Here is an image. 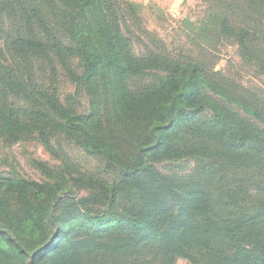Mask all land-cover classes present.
Here are the masks:
<instances>
[{
    "label": "trees",
    "instance_id": "16d2710c",
    "mask_svg": "<svg viewBox=\"0 0 264 264\" xmlns=\"http://www.w3.org/2000/svg\"><path fill=\"white\" fill-rule=\"evenodd\" d=\"M65 1L52 3L49 18L34 0H0V17L15 20V34L6 38L4 48L19 59L13 75H8L9 68H4L7 77L0 79V130L6 137L14 138L30 119L38 126L41 137L63 136L87 153L97 154L108 180L101 184L92 177L77 174L79 179L74 183L89 189L82 198L75 197L71 189L61 195L63 188L55 183L0 182V220L4 221L0 235L6 236L3 239L11 237L17 249L28 251L30 247L29 264H80L83 252L90 250L128 253L127 242L132 239L155 244L167 260L179 255L192 264H232L227 255L233 253L238 263L264 264V239L255 238L250 229L264 218V212L258 216L243 215L238 220L228 212L226 224L215 214L223 206L213 201L222 192L214 195L217 191H208L202 181L170 182L144 163V156L139 153L145 144L151 143L147 152L141 149L143 154L162 157L170 146L164 140L174 128L177 113L189 109L187 117L194 119L208 108L213 116L197 119L190 127L199 140L193 145L194 153L203 158L206 166L209 164L204 157L211 153L263 178L264 111L233 100L261 128L231 119L204 104L201 87L212 84L202 78L199 64L167 57L154 61L149 51L147 56H134L127 50L129 36L120 29L130 34L128 4H121L120 0ZM240 1L212 0L210 5L220 14V18L216 17L218 34L234 39L242 56L264 70V13L257 18L244 16L245 4ZM57 18L62 23H57ZM70 59L76 60L79 74L76 68H68ZM21 64L24 76L28 75L27 82L18 78ZM57 66L67 69L69 80L77 86L90 85L101 75L114 112L119 114L123 108L137 111L126 129L128 136L133 131L142 133L139 139L129 136L138 140L133 158L115 152L112 138L105 130L99 129L105 135L101 137L99 130L85 122L75 108L62 102L54 89L45 86L44 80L37 85L32 82L36 79L34 70L45 73L43 79H49L55 76ZM153 70L161 73L155 74L158 80L143 86L140 92L125 94L122 84L132 78L147 77ZM120 95L126 97L123 108L119 105ZM8 96L24 100L29 109L18 111L9 103ZM146 100L151 101L150 106L141 108ZM113 171L119 172V180L112 176ZM3 188L14 196L15 203L23 204L26 214L16 216L8 210ZM119 196L127 204L123 213L96 212L102 207L112 208ZM257 196L264 205V184L259 185ZM38 200L36 208L33 202ZM195 221L197 224L192 227ZM9 251L13 252L9 259L16 257L14 250ZM0 255L7 260L5 252L0 250ZM0 264H3L1 257Z\"/></svg>",
    "mask_w": 264,
    "mask_h": 264
},
{
    "label": "rangeland",
    "instance_id": "374dc122",
    "mask_svg": "<svg viewBox=\"0 0 264 264\" xmlns=\"http://www.w3.org/2000/svg\"><path fill=\"white\" fill-rule=\"evenodd\" d=\"M34 2L51 18V11L48 8L52 3L56 4V0H34ZM211 2L212 0H120L121 4L129 5L126 17L130 34H126L125 30L120 28L121 32L130 38V47H127V50H131L137 57L143 54L147 56L151 52L153 56L150 54L149 57L154 61H162L159 57H167L182 63L191 61L199 64L202 78L212 84L211 87H201L205 97L204 104L217 112L231 116V119H241L261 128L260 123L233 103V100H239L249 107L258 106L264 111V70L242 56V51L234 39L218 34L216 17L220 18V14L210 5ZM240 3L245 4L244 16L257 18L259 13H264V0H241ZM56 22L62 23L58 18ZM14 27L15 20L10 22L4 15L0 17V79L4 75L7 77L4 68H9L8 75H13L19 66V59L4 48L6 38L15 34ZM57 67L55 76L48 77L49 79H43L46 77L45 73L34 70L32 74L36 79L32 82L37 85V82L44 80L45 86L49 85V88L54 89L58 98L83 115V120L89 122L92 128L105 130V133L112 138L115 152L119 151L133 158L137 154L134 148L138 140L135 139H139L142 133L133 131L130 135L135 138L134 140L127 135L126 129L131 126L130 120L137 111L123 108L122 101L126 97L119 96V105L123 110L116 114L112 109L110 93L104 89L101 75L90 85L84 83L77 86L69 80L67 69ZM68 68L70 70L76 68V73L79 74L76 60L70 59ZM155 74L158 76L161 73L153 70L151 75L129 79L121 87L125 88L126 95L131 91L140 92L143 86L158 80ZM17 75L19 80L27 82L28 75L24 76L22 64L21 75L20 73ZM8 99L9 103L20 112L29 109L24 100L13 96H8ZM142 104L144 106L141 108H148L151 101L146 100ZM190 113L189 109L177 113L174 128L164 140V144L170 145L165 155L156 157L149 153L143 154L142 151L147 152L149 146L153 145L151 143L145 144L141 148L142 151L139 150L144 156V163L149 164L160 176L170 182L180 184L202 181L208 191L213 189L217 191L214 195L222 192V195L213 198V201L220 202L223 206L219 208L221 212L215 214L226 224L228 212L237 220L243 215L249 217L261 215L260 212H264V205L257 196V189L260 184H264V176L262 178L256 172L245 171L240 166L230 164L223 156L211 153H207L204 157L209 166L204 165L203 158L194 153L193 145L195 143L197 145L199 140L190 127L197 119L204 120L213 116V112L206 108L194 119L187 117ZM28 120L27 126L14 138L6 137L0 130L1 183L7 180L37 185L55 183L60 185V189L63 188L60 191L61 195L71 189L75 197L82 198L89 189L83 184L74 183L79 179L77 174L92 177L101 184L107 182L108 176L104 172L103 161L97 154L87 153L78 144L72 143L63 136L53 135L43 138L39 134L38 126ZM98 134L105 137L100 130ZM112 176L116 180L121 178L118 171H113ZM173 190L177 189L174 187ZM2 195L7 200L8 210L16 216L26 214L23 204L15 203L12 198L14 196L4 188ZM38 202L39 200L33 202L36 208ZM125 205L127 206L126 202L119 196L112 208L102 207L96 212L123 213L122 208ZM3 224L4 221L0 220V226ZM196 224L197 221L193 222L192 227ZM250 229L255 238L264 239V218H260L259 222ZM3 237L6 238L5 235H0V250L7 256L5 260L0 255L3 264H29L31 248L29 247L28 251L26 248L17 249L16 241L11 237L10 240ZM127 248L128 253L119 255L103 249L83 252L81 257L83 260L80 264H192L179 255L167 260L155 244H149L143 239L141 242L137 239L129 240ZM10 249L16 252V257L12 259L8 257L13 253L9 251ZM221 251L222 249L218 247V252ZM227 256L231 258L232 264H241L233 259V253Z\"/></svg>",
    "mask_w": 264,
    "mask_h": 264
}]
</instances>
